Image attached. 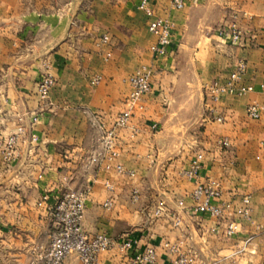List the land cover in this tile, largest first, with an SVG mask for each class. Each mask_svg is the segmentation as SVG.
<instances>
[{"label":"crops","instance_id":"0c3cea01","mask_svg":"<svg viewBox=\"0 0 264 264\" xmlns=\"http://www.w3.org/2000/svg\"><path fill=\"white\" fill-rule=\"evenodd\" d=\"M138 2L0 0V141L35 114L38 135L32 148L22 145L20 160L6 164L0 155V264H28L31 246L48 239L46 204L62 190L85 184L90 190L82 225L89 233L117 237L132 228L139 244L156 246L159 264H169L162 243L177 238L185 239L199 264H264V233L255 226L264 221V112L258 119L245 113L249 101L264 106V0H183L180 10L170 0H151L155 12L174 23L172 44L161 58L149 50L155 38ZM233 12H239L240 43L219 34ZM105 31L114 45L99 52L94 41ZM240 58L247 62L242 81L255 90L240 97L223 95L218 110L225 119L213 121L204 86L226 77ZM47 62L54 84L50 103L43 105L36 88ZM140 64L152 69L144 110L135 111L129 126L117 131L118 161L136 172L128 178L89 158L96 119L112 120L124 109L127 77ZM184 69L193 77H182ZM98 75L100 82L91 85ZM219 138L229 145H218ZM195 151L204 155L199 180H217L223 197L236 202L251 197L252 221H240L233 237L208 231L225 221L193 212L189 194L194 182L174 172ZM133 186L141 194L135 203L130 201ZM43 195L47 199L38 205ZM108 198L112 206L105 208ZM179 198L185 207L177 205ZM158 200L164 201L165 211L156 218L152 212ZM175 214L181 218L177 227ZM249 236L246 249L235 253ZM120 260L111 250L101 264ZM64 264L79 262L70 255Z\"/></svg>","mask_w":264,"mask_h":264},{"label":"built area","instance_id":"2783aa9c","mask_svg":"<svg viewBox=\"0 0 264 264\" xmlns=\"http://www.w3.org/2000/svg\"><path fill=\"white\" fill-rule=\"evenodd\" d=\"M171 7L177 10L183 8V0H170ZM137 8L147 17V29L154 36L155 40L149 50L153 58H161L168 54L172 44V33L174 23L155 12L151 0H139ZM239 12H233L231 18L219 30L220 36L231 43L242 41V32L237 23ZM109 42L108 35L98 37L94 46L100 52ZM105 57L111 53L105 52ZM247 62L240 58L237 60L234 69L222 79H213L205 84L204 89L207 96L208 117L213 121L223 122L225 117L218 110L223 95L244 96L255 90L251 84L242 81L245 74ZM50 69V63L44 64L37 80L36 94L39 101L44 104L50 103V90L54 84V78ZM152 69L147 64L138 65L127 77L130 90L123 100L124 109L112 120L97 118L95 123L96 135L94 147L89 161L98 165L106 171H114L134 178L136 172L132 168L125 167L119 158L117 143V131L126 128L130 124L131 117L135 111L144 110L145 96L151 89ZM101 76L91 78V85H97ZM264 94V84L260 85ZM264 112L263 104L256 100L249 101L245 106V113L251 119H258ZM37 115H32L30 121L25 124L20 120L16 125L15 132L9 134L0 141V155L6 164L18 161L22 157V145L27 144L32 148L38 142V135L35 132ZM136 133L133 129L131 136ZM217 144L228 146L226 138H219ZM260 148L264 149V139L260 141ZM204 155L202 151H195L186 166L175 168V174L186 180L194 182V187L189 196L192 200L191 209L198 214H206L217 221H225L223 226L215 224L208 231L214 234H223L233 237L240 231V221L251 222V197L243 195L238 202L223 197L219 182L208 178L199 180ZM107 190L112 191L111 184L106 181ZM90 186L85 184L81 189L66 188L62 190L51 203H47L45 211L50 221V231L46 242L36 243L29 250L28 264H64L70 255H75L79 264H101L103 255L111 250H116L120 256V262L116 264H159L158 251L152 243L139 244L132 237V230L124 231L117 237H112L104 232H87L82 225L86 199ZM140 190L133 186L130 192V201L135 203L140 199ZM47 197L42 196L38 205L45 202ZM177 205L185 207L184 200L179 198ZM103 206L110 208L112 200H104ZM165 211V203L158 200L153 209V216L158 218ZM181 218L178 214L173 215V225L179 226ZM256 229L264 233V221L255 225ZM247 237L241 244H237L235 253L246 249L251 241ZM162 250L168 256L169 264H199L198 256L191 248L187 247L184 238H177L175 241H164Z\"/></svg>","mask_w":264,"mask_h":264},{"label":"rangeland","instance_id":"374dc122","mask_svg":"<svg viewBox=\"0 0 264 264\" xmlns=\"http://www.w3.org/2000/svg\"><path fill=\"white\" fill-rule=\"evenodd\" d=\"M103 35H108L109 42H108V44H106V46H107V48H109V47L112 48L114 43H113V39H112L111 35L108 33V31L101 32V34L98 35L96 38L101 37ZM182 71H183V74H181L182 77H184V78H192L193 77V74H192L191 70L184 69ZM164 106H166V104ZM130 230H132V228H128L126 231H130Z\"/></svg>","mask_w":264,"mask_h":264}]
</instances>
